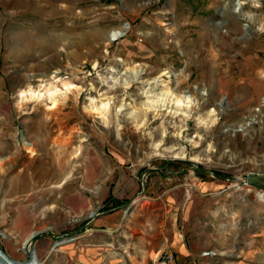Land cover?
<instances>
[{"label":"rangeland","instance_id":"1","mask_svg":"<svg viewBox=\"0 0 264 264\" xmlns=\"http://www.w3.org/2000/svg\"><path fill=\"white\" fill-rule=\"evenodd\" d=\"M227 3L0 0L2 253L21 263L34 251L35 264H134L127 250L106 253L107 228L95 221L126 218L180 185L200 202L208 183L221 191L225 220H209L204 255L224 264L219 252L233 249L232 236L261 222L226 219L237 209L264 214L263 191L240 186L244 176L264 174V0L244 4V19ZM125 25L127 34L109 44V32ZM157 78L164 84L154 92L166 88L195 104L149 102L145 91ZM55 88L62 96L51 109ZM87 251L93 262L84 261ZM156 253L134 262L159 264L171 254L189 264L172 248Z\"/></svg>","mask_w":264,"mask_h":264},{"label":"crops","instance_id":"2","mask_svg":"<svg viewBox=\"0 0 264 264\" xmlns=\"http://www.w3.org/2000/svg\"><path fill=\"white\" fill-rule=\"evenodd\" d=\"M211 185L201 184L200 202H192L191 187L180 185L166 196L167 200L159 196L148 207L141 204L126 218L122 212H114L109 217L96 220L95 227L107 228L106 232L110 237V243H107L110 248L106 249V253L110 255L127 250V255L131 254L130 258L133 257V263L136 264L134 261L139 263L138 258L147 259L155 252L172 248L189 264H197V261L199 264H208V257L204 253L209 249V220H225L217 211L221 208V201H217L221 191L213 193ZM180 193L185 199L178 197L181 196ZM197 207L199 211L194 212ZM226 220L261 222L254 224L255 226L249 224V231L238 232L235 239L232 236L233 249L227 251L225 257L219 252L218 261L221 260L224 264H264V214L256 218L240 216L237 209L235 216ZM215 231L223 234V230L218 227ZM220 241L222 240H217L216 243L219 244ZM95 254L87 251L82 256L84 261L93 262Z\"/></svg>","mask_w":264,"mask_h":264},{"label":"bare ground","instance_id":"3","mask_svg":"<svg viewBox=\"0 0 264 264\" xmlns=\"http://www.w3.org/2000/svg\"><path fill=\"white\" fill-rule=\"evenodd\" d=\"M248 1L249 0H225L226 3L228 2L226 4L227 7L228 6H232L233 7L232 13L238 19H242L244 17V15L242 13V6L244 4H246ZM125 34H127V25L114 28V29H112L109 32V35H108V38H107V42L110 44L114 40H117L120 37L125 36ZM142 72H143L142 70L139 71V72H133L130 77L124 78L123 79V85L124 86H129L131 84V82L137 81L138 79H140V76H141ZM113 79L116 82V81H119L120 78L115 76ZM159 84L163 85L164 81L161 80L160 78H157L156 81H155V84L151 87V91H149V90L145 91V93H147V99H149V102H153V100L156 99V98H158V99L159 98H162V99L163 98H165V99L171 98V100L174 101V103L177 106H179V107L186 106L187 108H190L192 105L195 104V99H193L191 96H181L180 94H176V93L174 94L173 92H170L169 89H166V88H163V91H161L160 93L154 92L155 89L159 86ZM63 86L66 89H68L71 85L68 84V83H64ZM164 89H166V90H164ZM151 93H153V94H151ZM201 94L202 95H206V92L203 91ZM60 96H62V92L58 88H55V89H53V91H50L49 99L53 103V105L51 106V109L59 107V104H58L59 103V99H57V97L59 98ZM64 96H66V94ZM23 100H24V97L22 98V101ZM245 125L248 126V124L246 122H245ZM22 143L25 146V149L27 150L28 153H30L32 155L35 154L36 150L33 147V144L31 142H29L27 140V138H23L22 139ZM180 156L181 157L185 156L183 151L175 154L176 158H179ZM20 189H18V190H20ZM260 197L264 198V191L260 193ZM46 230L47 229H39V230L35 231L34 233H36V232L42 233L43 231H46ZM33 234L30 236V238L33 236ZM0 264H17V263H10L9 260H8V256L0 251ZM28 264H35V261H31Z\"/></svg>","mask_w":264,"mask_h":264},{"label":"water","instance_id":"4","mask_svg":"<svg viewBox=\"0 0 264 264\" xmlns=\"http://www.w3.org/2000/svg\"><path fill=\"white\" fill-rule=\"evenodd\" d=\"M240 184H241L240 186L242 187L251 186L261 191H264V174L250 173L244 176V179L240 181ZM35 256H36L35 252L33 251L31 253L29 260L26 262L21 263V262L15 261L9 256H8V260L10 263L28 264Z\"/></svg>","mask_w":264,"mask_h":264},{"label":"built area","instance_id":"5","mask_svg":"<svg viewBox=\"0 0 264 264\" xmlns=\"http://www.w3.org/2000/svg\"><path fill=\"white\" fill-rule=\"evenodd\" d=\"M159 264H175V258L171 254H163L156 260Z\"/></svg>","mask_w":264,"mask_h":264},{"label":"snow or ice","instance_id":"6","mask_svg":"<svg viewBox=\"0 0 264 264\" xmlns=\"http://www.w3.org/2000/svg\"><path fill=\"white\" fill-rule=\"evenodd\" d=\"M74 87V86H73ZM21 95L23 96V95H25L24 93H21Z\"/></svg>","mask_w":264,"mask_h":264}]
</instances>
